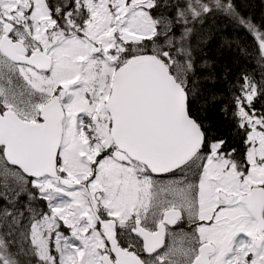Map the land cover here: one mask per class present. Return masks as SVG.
Returning a JSON list of instances; mask_svg holds the SVG:
<instances>
[{"label": "snow or ice", "instance_id": "snow-or-ice-1", "mask_svg": "<svg viewBox=\"0 0 264 264\" xmlns=\"http://www.w3.org/2000/svg\"><path fill=\"white\" fill-rule=\"evenodd\" d=\"M0 264H264V0H0Z\"/></svg>", "mask_w": 264, "mask_h": 264}, {"label": "trees", "instance_id": "trees-1", "mask_svg": "<svg viewBox=\"0 0 264 264\" xmlns=\"http://www.w3.org/2000/svg\"><path fill=\"white\" fill-rule=\"evenodd\" d=\"M259 2V0H257V3ZM217 27L216 24H214L213 22H209V28L211 29H215Z\"/></svg>", "mask_w": 264, "mask_h": 264}]
</instances>
